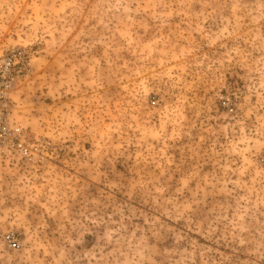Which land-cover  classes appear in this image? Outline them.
<instances>
[{
	"label": "rangeland",
	"instance_id": "374dc122",
	"mask_svg": "<svg viewBox=\"0 0 264 264\" xmlns=\"http://www.w3.org/2000/svg\"><path fill=\"white\" fill-rule=\"evenodd\" d=\"M14 48L0 264H264V0H0Z\"/></svg>",
	"mask_w": 264,
	"mask_h": 264
},
{
	"label": "built area",
	"instance_id": "2783aa9c",
	"mask_svg": "<svg viewBox=\"0 0 264 264\" xmlns=\"http://www.w3.org/2000/svg\"><path fill=\"white\" fill-rule=\"evenodd\" d=\"M32 71L33 60L25 50L14 48L0 56V151L5 153H31L25 134L12 116V95ZM7 241L9 246H17L14 237L8 236Z\"/></svg>",
	"mask_w": 264,
	"mask_h": 264
}]
</instances>
